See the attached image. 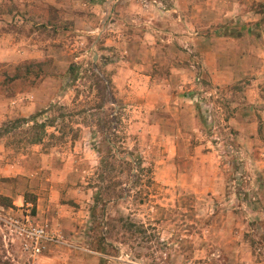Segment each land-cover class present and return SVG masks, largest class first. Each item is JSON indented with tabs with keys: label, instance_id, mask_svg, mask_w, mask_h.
<instances>
[{
	"label": "rangeland",
	"instance_id": "1",
	"mask_svg": "<svg viewBox=\"0 0 264 264\" xmlns=\"http://www.w3.org/2000/svg\"><path fill=\"white\" fill-rule=\"evenodd\" d=\"M105 2L0 0V216L33 202L54 239L0 219V264H264V0L188 5L202 41L158 37L144 94L112 82Z\"/></svg>",
	"mask_w": 264,
	"mask_h": 264
},
{
	"label": "crops",
	"instance_id": "2",
	"mask_svg": "<svg viewBox=\"0 0 264 264\" xmlns=\"http://www.w3.org/2000/svg\"><path fill=\"white\" fill-rule=\"evenodd\" d=\"M70 1L72 2L74 0ZM157 1L159 0H106L105 2L107 6L102 10V16L106 18V23L103 25L101 37L105 38L108 44L112 42L111 44L116 46L114 49L115 51L123 53L117 54V56L114 57L115 61L108 64L112 82L121 90L125 88L126 85L135 88L140 94H144V90H147L146 85L131 84V82H133V80L130 79L131 75H136L137 79L141 82L150 83V85H153V82L157 81L158 73L156 70H153V51L156 48H161L157 41L158 37H170L168 38L170 42L167 48L171 51L174 47L170 40L172 37H185V39L188 37L189 39L191 36H194V40H196L194 42L197 44H200L202 41H200L198 34L192 30L193 27H191L192 24L189 20V14H192V11L195 12V9H190L188 6L193 4L194 7L200 11V7L196 5L200 0H166L167 9L163 12L164 14L156 12L155 15L153 14V9L156 11V9H158V4L161 3H157ZM142 8L143 10H141ZM144 9L147 15L145 18H142V15L139 16L138 14H141ZM127 23L132 24L130 26L134 29L138 27L142 28L144 31L143 36L139 37L137 40L131 37L126 31H123V25L126 26ZM164 42H166V40ZM140 47H142L141 52L146 53L141 60L131 61L129 59L130 56L124 54L137 51ZM157 51L156 49L154 52ZM211 51H213V49H211ZM214 51H216V49ZM119 60L121 61L119 62ZM170 67L173 73L182 71L184 76L185 70L183 65L178 66L176 64H171ZM213 67L215 73L221 72V69L224 71L223 67L216 64V62ZM173 75L174 74H172L171 77H173ZM144 77L149 82H144ZM139 89L141 90L139 91ZM191 100H195V97ZM0 193L8 196L13 194L7 191H0ZM37 193L41 196L40 191ZM15 202H17V200Z\"/></svg>",
	"mask_w": 264,
	"mask_h": 264
},
{
	"label": "built area",
	"instance_id": "3",
	"mask_svg": "<svg viewBox=\"0 0 264 264\" xmlns=\"http://www.w3.org/2000/svg\"><path fill=\"white\" fill-rule=\"evenodd\" d=\"M34 203L25 201L19 205L18 210L21 215H13L8 212L0 216L9 234L20 240L23 249L31 256L41 255L50 241H53L46 225L36 221L32 210Z\"/></svg>",
	"mask_w": 264,
	"mask_h": 264
},
{
	"label": "trees",
	"instance_id": "4",
	"mask_svg": "<svg viewBox=\"0 0 264 264\" xmlns=\"http://www.w3.org/2000/svg\"><path fill=\"white\" fill-rule=\"evenodd\" d=\"M36 124L38 125V123H36ZM40 125H43V124H40ZM113 147L116 150V147L115 146H113ZM117 150H119V149H117ZM118 160L121 161L122 164H127V165L128 164L131 165V163L134 162V163H136L137 165H139L141 167L140 161L138 159H134V154L132 152H130V151L125 152L124 155H119L118 156ZM107 165H108V163H107ZM138 171H140V170H138ZM134 181L136 182V179ZM116 186H118V184H115V187ZM120 186L122 187V185H120Z\"/></svg>",
	"mask_w": 264,
	"mask_h": 264
}]
</instances>
